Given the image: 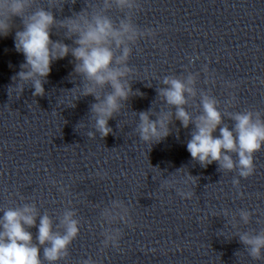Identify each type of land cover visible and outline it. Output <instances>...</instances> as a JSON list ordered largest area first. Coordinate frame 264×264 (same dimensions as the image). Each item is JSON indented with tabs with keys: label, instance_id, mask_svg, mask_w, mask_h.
Listing matches in <instances>:
<instances>
[{
	"label": "clouds",
	"instance_id": "clouds-1",
	"mask_svg": "<svg viewBox=\"0 0 264 264\" xmlns=\"http://www.w3.org/2000/svg\"><path fill=\"white\" fill-rule=\"evenodd\" d=\"M66 2L60 5L59 11H63ZM71 3L75 4L76 0ZM85 3L86 7L79 12L57 19L53 0H49L47 7L37 6V0H0V37H8L15 29V50L25 58L20 71L12 77L14 86L8 89L17 91V98L28 85L34 89L33 97H43L53 62L71 55L73 74L80 80L73 88L79 90L73 100L94 98L89 108L92 130L86 134L89 138H96L98 134L103 139L113 133L109 121L122 113L132 97L144 95L132 88L136 79L129 62L141 40L154 38L155 29L141 28L135 22L142 7L139 0H96L95 3L85 0ZM113 12L119 15H111ZM16 18L20 20L19 25L15 23ZM54 29L57 35L63 31L64 39L72 40V44L51 39ZM196 59L199 56L189 57V63ZM203 72L207 74V65ZM199 75L189 71L187 75L164 76L161 86L156 87L157 99L163 107L158 112L153 108L134 112L138 116L135 132L151 148L172 134L170 125L175 121L184 129L193 126L186 144L191 158L204 168L215 162L218 171L235 172L237 176L232 184L239 188V178L247 179L255 172V153L264 149V113L223 112L214 95L197 88ZM190 99L194 102L193 108L198 109L195 115L188 110ZM217 130L219 135H215ZM165 184L172 186L168 180ZM175 190L181 198L190 199L193 195L183 188ZM0 211L3 212L0 264H59L69 257V248L80 232L75 210H64L58 223L48 213L40 214L35 204L25 203L22 207ZM228 215L225 210L224 216ZM252 215L246 209L238 212L244 225L251 222ZM101 217L108 224L102 232L103 247L118 246L123 232L112 225L125 222L126 217L130 220L129 207L122 200H113L102 209ZM232 218L235 221L236 214ZM32 228L38 229L35 237L30 231ZM237 237L252 260L264 261V228L238 231ZM82 264H96V261L89 257Z\"/></svg>",
	"mask_w": 264,
	"mask_h": 264
}]
</instances>
